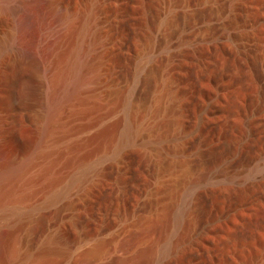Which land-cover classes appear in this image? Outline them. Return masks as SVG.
Returning a JSON list of instances; mask_svg holds the SVG:
<instances>
[{"label":"rangeland","instance_id":"1","mask_svg":"<svg viewBox=\"0 0 264 264\" xmlns=\"http://www.w3.org/2000/svg\"><path fill=\"white\" fill-rule=\"evenodd\" d=\"M16 2L0 264H264V0Z\"/></svg>","mask_w":264,"mask_h":264},{"label":"bare ground","instance_id":"2","mask_svg":"<svg viewBox=\"0 0 264 264\" xmlns=\"http://www.w3.org/2000/svg\"><path fill=\"white\" fill-rule=\"evenodd\" d=\"M16 1H18V2H16L15 4L14 3H10V4H13V5H11V10L14 12V14L20 15L24 11V9H25V6H26L25 2H26V0H16ZM261 9L264 11V3L261 6Z\"/></svg>","mask_w":264,"mask_h":264}]
</instances>
